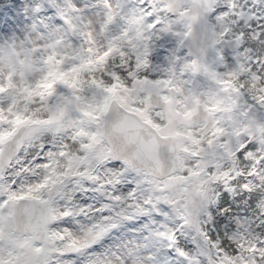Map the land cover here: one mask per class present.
Returning <instances> with one entry per match:
<instances>
[{"label":"snow or ice","instance_id":"1","mask_svg":"<svg viewBox=\"0 0 264 264\" xmlns=\"http://www.w3.org/2000/svg\"><path fill=\"white\" fill-rule=\"evenodd\" d=\"M0 264H264V0H0Z\"/></svg>","mask_w":264,"mask_h":264},{"label":"flooded vegetation","instance_id":"2","mask_svg":"<svg viewBox=\"0 0 264 264\" xmlns=\"http://www.w3.org/2000/svg\"><path fill=\"white\" fill-rule=\"evenodd\" d=\"M241 197L237 196V197H229L227 199V201H224L222 199V203L221 206H224L225 203L227 204L228 207H230L232 209V212L230 213L231 215H236L238 213L240 214H245L244 213V205L243 204H237L236 200H240ZM219 215V214H218ZM228 215V214H227Z\"/></svg>","mask_w":264,"mask_h":264}]
</instances>
